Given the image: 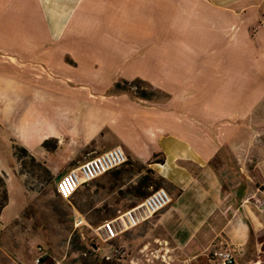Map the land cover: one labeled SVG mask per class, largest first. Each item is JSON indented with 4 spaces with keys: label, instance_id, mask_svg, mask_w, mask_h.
Returning a JSON list of instances; mask_svg holds the SVG:
<instances>
[{
    "label": "crops",
    "instance_id": "obj_1",
    "mask_svg": "<svg viewBox=\"0 0 264 264\" xmlns=\"http://www.w3.org/2000/svg\"><path fill=\"white\" fill-rule=\"evenodd\" d=\"M136 80L161 99L111 92ZM261 130L264 0H0V234L37 195L18 148L59 178L121 147L173 198L130 231L153 239L140 253L212 264L225 243L264 264Z\"/></svg>",
    "mask_w": 264,
    "mask_h": 264
},
{
    "label": "rangeland",
    "instance_id": "obj_2",
    "mask_svg": "<svg viewBox=\"0 0 264 264\" xmlns=\"http://www.w3.org/2000/svg\"><path fill=\"white\" fill-rule=\"evenodd\" d=\"M36 72L51 76L53 85L68 89L76 86L89 87L91 90L93 86L91 83L60 78L50 69L45 71L39 68ZM120 84V89L117 90L115 85L111 92L129 90L133 97L137 96L138 89L132 88L130 82ZM95 86L101 87L102 84ZM85 88L82 90L86 91ZM140 88L146 90L153 101L162 97L146 85H141ZM260 137L261 140L264 139V130H261ZM56 144L58 145V141L47 146L55 149ZM16 153L23 164V172L27 175L26 191L28 194L37 191V195L30 197L31 202L22 216L0 234V264H179L156 253L148 256L147 252L151 249L154 251V246L146 247L147 252L140 253V247L137 246L144 249L148 241L152 242L153 239L147 237L141 243L137 236L132 240L130 231L110 243L101 242L98 244L99 251L92 248V239L95 237L92 229L132 208V204L138 201L137 189L142 178H157L153 175L154 171L153 174L149 171L148 165L130 160L119 172L108 174L84 186L71 200L66 201L58 195L56 184L70 169L56 178L57 173L37 163L25 149L18 148ZM79 216L82 217L79 220L86 223L76 227V218ZM134 247L137 248L135 253ZM166 259L168 262L164 261Z\"/></svg>",
    "mask_w": 264,
    "mask_h": 264
},
{
    "label": "built area",
    "instance_id": "obj_3",
    "mask_svg": "<svg viewBox=\"0 0 264 264\" xmlns=\"http://www.w3.org/2000/svg\"><path fill=\"white\" fill-rule=\"evenodd\" d=\"M128 160L126 152L121 147L95 155L63 175L56 184L57 193L63 200L69 201L82 187L124 166ZM172 203L173 198L165 189L153 191L137 206L92 229L95 235L92 245L99 251L98 244L101 242L110 243L125 233L141 227ZM79 219L82 217L76 218V227L82 221ZM209 259L212 264H237L236 250L225 243H220L210 251Z\"/></svg>",
    "mask_w": 264,
    "mask_h": 264
},
{
    "label": "trees",
    "instance_id": "obj_4",
    "mask_svg": "<svg viewBox=\"0 0 264 264\" xmlns=\"http://www.w3.org/2000/svg\"><path fill=\"white\" fill-rule=\"evenodd\" d=\"M127 83V82H126ZM141 85H146V86H148L151 90H154V89H152L151 88V86L149 85V84H147V83H145L144 81H141V80H136V81H134V82H131L130 83V86L132 87V88H137L138 89V91L136 92V98H138V99H142V100H151V98L149 97V94L147 93V91L146 90H141L142 88H140V86ZM121 88V84L120 83H118L117 85H116V89L118 90V89H120ZM125 92H130L129 90H124ZM158 161V160H157ZM129 162H130V159L128 160V162L124 165V166H122V167H120V168H118V169H116V170H114V171H112L111 173H116V172H119L122 168H124L125 166H127L128 164H129ZM143 165H145V164H143ZM149 171H151L152 172V174L154 173L152 170H149ZM111 173H109V174H111ZM108 175V174H107ZM153 175H155L157 178H155V179H153V177L152 176H145L144 178H142L141 179V185L139 184V188L137 189V191H138V196H137V199H138V201L137 202H134L133 204H132V208L133 207H135V206H137L138 204H140L143 200H145L153 191H156V190H158V189H162L163 187H165V180L163 179V178H161V177H159V176H157V174L155 173V174H153ZM106 176V175H105ZM104 177V176H103ZM102 178V177H101ZM95 182V181H94ZM3 199L6 201V199H7V197H6V195L3 197ZM1 205H3L2 203H1ZM131 209V208H130ZM129 210V209H128ZM125 212V211H124ZM123 212H121L119 215H121ZM118 215V216H119ZM117 217V216H116ZM115 218V217H114ZM113 219V218H112ZM101 226V225H100ZM99 227V226H98ZM97 227V228H98ZM92 248H93V250H95L96 251V249H97V247L95 246V245H92Z\"/></svg>",
    "mask_w": 264,
    "mask_h": 264
},
{
    "label": "bare ground",
    "instance_id": "obj_5",
    "mask_svg": "<svg viewBox=\"0 0 264 264\" xmlns=\"http://www.w3.org/2000/svg\"><path fill=\"white\" fill-rule=\"evenodd\" d=\"M85 224L84 221H81L78 225V227H80L81 225Z\"/></svg>",
    "mask_w": 264,
    "mask_h": 264
}]
</instances>
